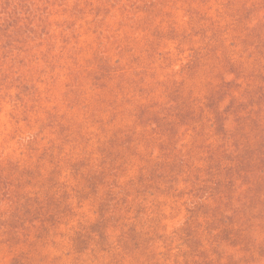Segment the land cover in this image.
<instances>
[{"label": "rangeland", "instance_id": "374dc122", "mask_svg": "<svg viewBox=\"0 0 264 264\" xmlns=\"http://www.w3.org/2000/svg\"><path fill=\"white\" fill-rule=\"evenodd\" d=\"M0 264H264V0H0Z\"/></svg>", "mask_w": 264, "mask_h": 264}]
</instances>
